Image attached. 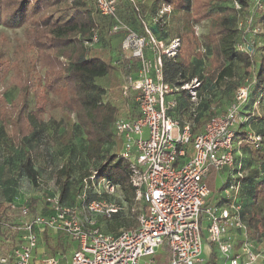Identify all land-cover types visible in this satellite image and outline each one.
Here are the masks:
<instances>
[{
	"label": "built area",
	"instance_id": "built-area-1",
	"mask_svg": "<svg viewBox=\"0 0 264 264\" xmlns=\"http://www.w3.org/2000/svg\"><path fill=\"white\" fill-rule=\"evenodd\" d=\"M118 1L94 0V5L112 20L109 34H122L124 59L138 67L136 78L129 72L123 86L124 93H132L138 115L133 119L119 117L114 128L120 142L118 155L128 166L135 200L141 201L146 211L136 227L114 235L104 232L97 220L111 218L122 206L110 198L118 186L93 171L82 180L75 204H62L58 188L52 186L44 193L39 214L29 216L28 205L19 208L23 220L12 228L19 232V241L5 252L0 250V264H158L155 255L163 249L167 252L165 264H202L201 228L225 264H256L260 256L264 264V246L255 250L241 219L238 178L242 174L234 171L235 130L242 122L240 111L247 102L249 85L239 87L224 111L212 115L203 130L193 135L190 123L181 125L169 111L176 106L177 92L186 91L189 112L195 116L201 81L194 78L179 87L167 82L163 57L176 55L178 41L160 51L162 43L147 29L139 35L117 16ZM98 41L99 34L94 32L85 44ZM167 50H171L169 54ZM247 139L254 148L259 146L260 137L248 133ZM211 171L226 173L223 203L209 202L206 178ZM89 191L102 192L110 200L89 201ZM228 229L241 236L237 253L226 239ZM48 231L76 243L68 261L62 255L33 259L38 234Z\"/></svg>",
	"mask_w": 264,
	"mask_h": 264
},
{
	"label": "trees",
	"instance_id": "trees-1",
	"mask_svg": "<svg viewBox=\"0 0 264 264\" xmlns=\"http://www.w3.org/2000/svg\"><path fill=\"white\" fill-rule=\"evenodd\" d=\"M89 1L0 0V25L8 28H24L26 39L35 49L40 69L45 72L43 78L45 93L51 97L46 101L42 99L43 97L37 99V107L34 111L28 110L25 115L19 116L18 124L10 125L9 139L15 148L20 149L22 154L19 163L20 174H23L33 185L38 186L42 181L40 172L34 166V157L39 152V144L36 142L31 148L30 138L36 136L31 125V115L34 114L35 119L40 120L41 114L59 106L69 113H75L78 126L82 127L86 139V160L93 162L94 171L97 172L98 177H103L110 184L118 186L122 199L126 203H131L135 200V192L129 184L126 162L118 154H106L104 158L102 157V150L105 146H116L119 143L114 128L118 111L112 104L103 102V97L106 95L103 83L108 78L114 79L117 71L129 73L130 70L127 65L122 68L112 65L107 54L111 50L112 36L118 34H109L112 20L102 16L96 10L94 3ZM230 1L233 0H153L156 5L167 7L172 17L180 14L186 24V29L175 37L180 43L178 54L171 58L163 57V74L167 82L178 87L183 82H189L194 78L199 79L202 83L198 92L200 100L195 107V116L189 112L191 105H189V95L186 91L177 92L176 106L169 111V115L178 121L175 111L179 107L185 108L189 116L186 123H190L193 135L203 130L205 123L212 115L224 111L233 98L231 96L220 108L214 103H210L206 98L207 95L205 96V93L209 95V88L204 84L205 71L202 69L204 64L201 59L191 60L190 25L215 17L217 22L208 34V43L215 63L218 64L214 82L217 84L224 82L227 77L232 75L235 65L243 66L246 70L251 69L250 72L244 73L249 81V94L240 114L243 115L247 103L251 100L252 116L256 115L257 119H261L259 108L261 100H264V0H257L262 4V7L261 5L254 6L252 9L251 27H256L259 31L258 35L252 37L249 33L243 35L238 28L241 19L239 11L237 12L233 7L222 6ZM234 1L239 4L240 10L249 7L247 0ZM118 8L117 16L128 26H131V20L137 21L138 19L141 22L140 17H136L139 15L136 12L137 8L131 6L133 15L121 12ZM172 22H174L173 19ZM156 26L159 28L158 24ZM170 28L167 26L159 28V30L168 34ZM150 29L152 31L149 32L157 41L161 42L156 37L159 31ZM94 32L99 34V41L93 47H88L85 42L90 41ZM255 36H259L258 39H255ZM243 45L245 46L242 48ZM256 52H259L257 58L254 57ZM22 105L24 110L27 107L26 98L23 99ZM246 122L250 124L251 121L244 117L235 130L234 140L238 138L245 143H250L247 139L248 132L242 131V125ZM2 125L8 126L4 122ZM255 135L260 137L259 144L262 143L264 132L255 133ZM236 150L239 152L238 148ZM248 155L249 161L253 164L247 165L243 156L237 155L234 171L242 174L238 178L240 181L239 202L242 205L240 214L246 225L247 237L256 246L264 243V151L262 152L259 146L257 148L252 146ZM72 169L71 163L66 161L54 169L55 175L52 179L59 190L60 201L65 205H73L77 202V200L73 203L65 201L70 193ZM88 176H90L88 173L79 175L75 186L76 198L82 188V180ZM224 186L225 181L222 182L221 188L223 189ZM87 198L89 201L113 199L102 192L97 194L93 191L88 192ZM15 200L16 197H13L8 202L7 210L12 209L11 206L18 209L24 206V204L19 206ZM115 201L122 206V201ZM219 202H224L222 196ZM3 205L0 202L1 251H4L2 245L8 241V234H14L13 237L17 236L18 241L20 238L19 232L13 231L11 224L6 222L5 205ZM122 210L112 214L109 218L111 223L107 224L105 230L101 227L104 232L114 235L121 230L137 226V221L122 215ZM98 220V225L101 226ZM121 227L123 229L118 231ZM204 230L201 228V235ZM18 241L16 240L14 244H17ZM57 248H61L60 243L55 246L48 245V249L52 253L58 251ZM205 264H216L215 256L211 254Z\"/></svg>",
	"mask_w": 264,
	"mask_h": 264
},
{
	"label": "rangeland",
	"instance_id": "rangeland-1",
	"mask_svg": "<svg viewBox=\"0 0 264 264\" xmlns=\"http://www.w3.org/2000/svg\"><path fill=\"white\" fill-rule=\"evenodd\" d=\"M94 3V0H90ZM89 1V2H90ZM249 7L240 10L239 4L234 0L225 3L222 6L233 7L237 12L239 11L240 23L238 28L241 33H249L250 37L258 35L256 27H251V15L254 6L262 7V4L257 0H247ZM153 0H119L118 9L121 12L132 14L131 6L137 8L136 17H140L141 22L131 20V29L139 35L146 33L145 29L152 31L156 29L159 31L157 35L166 34L165 31H160L159 28H166L170 26L168 31L172 37L178 33L183 32L186 29L184 19L180 14L171 16L170 11L167 7L162 5H156ZM131 5V6H130ZM153 5V6H152ZM221 5V4H220ZM260 7V8H261ZM247 11V14L244 13ZM172 19L174 22H172ZM217 18L204 20L202 22L193 23L190 25L189 43L192 44L191 60L201 59L204 66L205 77L204 84L209 88V95L207 100L210 103H214L217 107H223L228 99L234 95L236 90L244 85L249 84V81L244 76L246 71L251 69H244L243 66L235 65L232 69V75L227 77L222 83H215V74L217 72V63H215L213 53L211 51L210 44L208 43V34L212 31ZM166 25H163V24ZM159 25V28L156 25ZM142 26V27H141ZM122 35L119 33L117 37ZM156 35V37H158ZM113 40L112 45L116 49L118 48L119 38ZM259 36H255L258 39ZM159 39V38H158ZM176 38L173 39L168 46L162 48H170L177 44ZM245 45L241 46L242 48ZM180 43L174 49V54H178ZM210 48V49H209ZM147 52L151 49L147 48ZM209 49V50H208ZM170 52L171 50H167ZM169 54V53H168ZM165 54V55H168ZM259 52L254 53V57L257 58ZM152 54H150V57ZM216 66V67H215ZM116 76L119 78L107 79L104 81L105 93L103 102H108L117 108L116 119L119 117L128 118L134 114L132 104L133 95L130 92L124 93L123 86L127 84L125 77L128 73L117 71ZM45 76L44 70L40 69L39 63L36 59L35 49L32 47L30 42L26 39L24 28H8L0 25V202L5 207V213L7 223L11 224L12 227H16L23 220L20 217V209L14 208L7 210L8 202L16 197V203L20 206H27L29 209V216L39 214L40 209L43 206L42 197L48 188L55 186L52 182L54 177V169L58 168L64 162H70L72 166V175L70 181V193L65 199L68 203L76 202L75 186L79 175L88 173L89 175L94 171V164L86 160L85 148L86 139L83 133L82 127L78 125V120L75 113H69L65 109L55 107L54 109H48L44 114H41L40 120L35 119V115H31V125L35 130V137L30 138L33 148L34 143L39 144V152L34 157V166L39 171L41 181L38 186L33 185L28 179L19 172V163L21 162L20 149L14 147L11 143L9 136L11 135L10 125H17L19 116L25 115L28 110L34 111L36 109V100L46 99L50 100V95L46 94L44 89L43 78ZM204 95V94H203ZM27 100V107L23 110V99ZM251 100L247 103V108L241 115L243 121L244 117L248 118L249 122L242 125V131L248 132L250 135L255 133L264 132V100H261L259 112L261 119H257L256 115L252 116L253 108L250 109ZM115 119V120H116ZM7 123V125H2ZM239 130V128H238ZM37 140V141H35ZM238 140V141H237ZM234 140L236 149L235 157L237 155L243 156V160L247 165L253 164L249 161V152L252 149L251 143H245L241 139ZM240 143L237 146V143ZM115 146V145H114ZM105 146L102 150V157L106 154H118L120 149V142L116 146ZM29 147V146H28ZM261 151H264V139L259 144ZM264 170V169H263ZM220 175V176H219ZM214 184L209 180L210 198L209 202L214 203L220 200L224 194L221 188L222 182L225 180V174H216ZM103 179V177H101ZM214 179V175H213ZM214 186V187H213ZM113 199L122 201V215L128 216L130 219H134L138 223V219L142 214L145 213V205L138 200H133L131 203H126L121 196L119 189H115L113 193ZM39 202V203H38ZM99 224L104 230L107 224L111 223V220L99 219ZM16 225V226H14ZM136 227V226H135ZM134 228V227H133ZM123 227L119 228V230ZM14 234H8V241L5 242L3 250L7 251L14 246L17 236L13 237ZM63 236L60 235L59 239L62 241ZM67 240V239H65ZM59 247V246H58ZM62 251L65 249L61 243V248H57ZM165 249H163L164 251Z\"/></svg>",
	"mask_w": 264,
	"mask_h": 264
},
{
	"label": "crops",
	"instance_id": "crops-1",
	"mask_svg": "<svg viewBox=\"0 0 264 264\" xmlns=\"http://www.w3.org/2000/svg\"><path fill=\"white\" fill-rule=\"evenodd\" d=\"M118 35L112 36V38H111V50H110L109 54H107V56L111 59L112 65H114V67H116V68H122L124 65H127L129 67L130 72L132 73L133 78H136V70L138 68L137 64H134L133 61L129 62V61H126L124 59L122 52L120 50L122 35L117 37ZM116 37L119 38V44H118V48L115 49L112 45V42H113V40L116 39ZM175 37H176V35L172 37V35L170 33L164 34V35H158V38H159V40H161V43L163 44L164 47L168 46V44L173 39L175 40ZM94 45H96V44H91V45H86V46L93 47ZM147 54H149V53H147ZM149 56H150V54H149ZM115 78L118 79L119 75L116 76V74H115ZM131 106L134 108L132 111V112H134V114H132L131 117H128V119H133L138 115L137 110H136V106H135L133 101H132ZM175 113H176L178 121L181 125L186 123L189 120L188 119L189 116H188L185 108L179 107V108H177ZM222 174L226 175L225 171H223ZM213 175H214V179H213ZM215 175H216V173H214L212 171L208 174V176L206 178L207 185L209 183L210 177H211V182L214 184V181L216 179ZM208 187H209V185H208ZM202 236H203V254L202 255L204 258V261L202 264H205L207 262V260L209 259L211 254H213L215 256L216 264H225L224 259H223L222 255L220 254V252L218 251L217 247L207 240V233L205 230H204ZM59 237H60V234H55L51 231L39 233L38 234L37 248L33 251V259H40L44 256L62 255L65 258L64 261H68L72 255V253H73V250L76 247V243L68 240L64 236H63L64 237L63 240L61 241L59 239ZM65 239H67V240H65ZM226 239L234 244V252L237 253L239 248H240V244H241V236L238 233V231H236L234 229H228ZM57 243H60V244L62 243L63 246L65 247V249H63L62 251L58 250V251H55L54 253H52L51 250L48 249V245L49 246H55V244H57ZM262 246H264V243L260 244V245H256L255 250L257 249L259 251L258 248H262ZM155 260L157 261L158 264H165L167 262L166 250H164V251L160 250L155 255ZM64 261H62V262H64ZM140 264H144L143 261H141ZM256 264H263L261 256L258 259Z\"/></svg>",
	"mask_w": 264,
	"mask_h": 264
}]
</instances>
